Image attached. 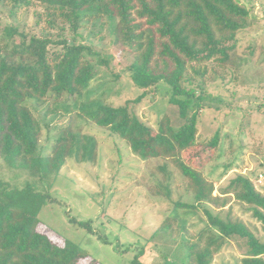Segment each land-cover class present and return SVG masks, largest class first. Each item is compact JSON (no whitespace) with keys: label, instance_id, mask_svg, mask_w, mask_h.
I'll return each instance as SVG.
<instances>
[{"label":"trees","instance_id":"16d2710c","mask_svg":"<svg viewBox=\"0 0 264 264\" xmlns=\"http://www.w3.org/2000/svg\"><path fill=\"white\" fill-rule=\"evenodd\" d=\"M9 2L10 13L33 3L47 10L51 22L60 18L73 33L66 38L49 39L16 29L0 33V157L9 166L30 170L41 183L48 185L69 156L93 160L95 140L67 123L58 129L49 153L38 150L40 123L25 103L41 105L47 96L66 97L53 110H71L125 142L141 159L177 157L180 151L197 141V114L208 96L203 82L205 69L194 68L208 62L227 65L237 46V32L251 24L249 11L236 0H0ZM111 18L113 45L130 53L126 68L133 84L142 90L137 100L149 91L164 86L168 101L176 105L181 122L173 126L167 114L152 128L127 105L107 102H78L97 74L98 65L111 69L109 60L76 43L77 29L84 19ZM50 45L61 46L60 49ZM191 68L197 79L186 75ZM112 70V69H111ZM71 100V102H70ZM215 132L209 145L218 144ZM180 169L194 191L195 204L216 203L212 185L189 165L180 161ZM35 183V182H34ZM32 182L7 188L0 182V264H98L85 249L70 240L62 244L38 229L37 210L49 199L46 190ZM45 183V184H47ZM47 185V186H48ZM250 205L255 219L264 225V193L249 178L238 174L230 180L223 194ZM195 205L176 203L175 208ZM207 226L195 242H187V264H209L231 236L243 237L247 250L241 264H264V239L260 240L241 221H224L203 207ZM92 232L87 221L71 219ZM168 228V225L165 229ZM145 249H139L128 264L144 262Z\"/></svg>","mask_w":264,"mask_h":264},{"label":"rangeland","instance_id":"374dc122","mask_svg":"<svg viewBox=\"0 0 264 264\" xmlns=\"http://www.w3.org/2000/svg\"><path fill=\"white\" fill-rule=\"evenodd\" d=\"M249 11L251 24L237 32V46L227 65L208 62L194 65L205 69L203 82L208 96L197 114V141L180 151L177 157L141 159L125 142L87 120L78 110L64 113L53 110L66 97L49 96L41 105L25 103L40 123L38 150L48 154L58 129L71 128L95 140L93 160L78 161L69 156L48 185L41 183L30 170L9 166L0 157V182L7 188L32 182L46 190L49 199L37 210L38 229L58 244L67 239L86 250L98 264H128L134 254L145 249L144 262L151 264H187V242H195L207 226L203 207L224 221L243 222L260 240L264 225L255 219L250 205L232 193L223 194L238 174L250 179L264 193V0H236ZM9 2H0V33L12 26L18 33L49 39L66 38L73 33L60 18L49 21L47 10L33 3L10 13ZM112 19H84L77 29L76 43L109 60L111 69L98 65L97 74L78 102H107L127 105L152 128L167 114L173 126L181 118L176 105L168 101L164 86L144 94L133 84L126 71L131 55L122 46L113 45ZM60 49L61 46L50 45ZM186 75L197 79L191 68ZM71 102V100H70ZM218 132V144L209 145ZM180 161L189 165L212 185L216 203L195 204L194 191L182 175ZM48 185V186H47ZM195 205L194 208L176 203ZM71 219L89 222L92 232ZM168 225V228L165 227ZM247 250L245 238H228L212 255L209 264H241Z\"/></svg>","mask_w":264,"mask_h":264}]
</instances>
